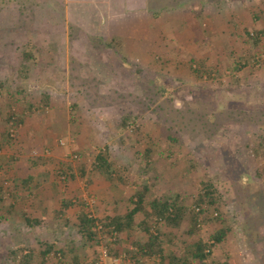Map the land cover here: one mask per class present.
<instances>
[{"label":"rangeland","instance_id":"obj_1","mask_svg":"<svg viewBox=\"0 0 264 264\" xmlns=\"http://www.w3.org/2000/svg\"><path fill=\"white\" fill-rule=\"evenodd\" d=\"M11 1L0 0V6L9 7ZM52 4L37 8L35 17L26 11L14 23L11 16L0 14V84L4 86L0 89V164L4 167L0 168V264H21L24 254L44 250L45 240L53 243L57 238L64 243L63 235L67 242L71 240L72 225L82 208L96 218L111 210L124 215L134 207V194L147 191V195L151 190L148 207L154 199L180 196L185 209L197 212L195 200L208 184L217 187L220 207L209 206L212 215L209 219L201 215L197 230L191 214L178 227L157 223L151 215L152 233L162 232L166 247L182 254L185 243L212 244L211 235L224 228L226 240L213 247L205 264H264V146L260 139L264 137V99L254 89L264 83V59L253 62L264 55V0L198 2L184 6L183 17L169 9L146 12L151 22L145 19L142 27L131 23L136 34L142 33L137 35L146 34L151 23L157 51L127 53L124 49L132 50L136 44L116 33L114 47H104L117 52L114 59L107 52L76 54L75 47L92 46L89 32H82L67 18L58 24L64 16L59 18V9ZM99 10L103 9L91 8L89 21L81 20L91 35L103 25L92 16ZM13 26L18 30L7 32ZM35 46L45 50L36 51ZM92 58L99 60V66L89 64ZM239 58L243 72L234 70ZM242 77L250 85L237 89L250 93L228 91ZM156 86H162L163 92ZM10 110L22 121L12 143L5 138ZM124 117H129L125 126ZM104 149L112 154V180L93 168L97 153ZM40 157L47 161L33 167L32 159ZM17 159L25 167L28 164L30 174L43 184L27 185L23 192L19 186L17 192L13 169ZM47 166L51 176L43 180ZM60 169L71 174L69 181L61 179ZM63 194L72 200L74 212L69 213V208L63 216L53 214V208L63 210ZM86 200L95 202L88 206ZM40 216L42 223H48L26 228L24 218ZM144 216L140 213L136 219L142 221ZM134 236L147 237L139 228ZM80 241L83 264H99L102 247L114 243L107 235L101 245L84 243L83 249ZM121 254L126 253L110 254L103 264L109 260L113 264L112 259ZM60 257L48 255L50 264ZM129 258L126 254L120 264ZM151 264L158 263L152 260Z\"/></svg>","mask_w":264,"mask_h":264},{"label":"trees","instance_id":"obj_2","mask_svg":"<svg viewBox=\"0 0 264 264\" xmlns=\"http://www.w3.org/2000/svg\"><path fill=\"white\" fill-rule=\"evenodd\" d=\"M216 2L217 0H172L171 5L162 3L161 0H125V14H132V13H138V12H150V11H156L158 10H165L169 9L172 14H179V11H183L184 6L188 5H193L197 4L198 2ZM41 2V3H40ZM49 2H52L56 4V7L58 8L60 4L64 3L63 0H44V2L39 1V0H12L10 2L9 7H5L4 5L0 6V14L2 13L3 15H8L7 17L11 16L10 18L11 23H14L13 20L18 21L21 20V17L24 15L26 11L31 13L33 17L37 16L38 10L37 8L41 7L43 9L44 4L46 3L49 4ZM51 4V3H50ZM54 4V5H55ZM63 6V5H62ZM40 8V9H41ZM155 8V9H152ZM31 11V12H30ZM37 11V12H36ZM155 14H160V13H155ZM35 15V16H34ZM39 15V14H38ZM2 16V15H1ZM158 19V16H157ZM137 21V19H136ZM138 23V22H135ZM146 22L142 21V25ZM85 24V23H84ZM80 30L83 32L86 29L82 27L83 24H78ZM16 26V25H15ZM13 26V29L8 28L7 32L11 31H17L18 27ZM117 29L115 28V33H120L123 34V40L125 41L124 38L129 39L132 38L131 36L136 34L135 31V24H132L131 22L126 23L124 25L118 24L116 26ZM152 27V26H150ZM149 26L147 27V29ZM138 32V31H137ZM137 34H142V33H137ZM250 32L245 30V35L249 36ZM116 35V34H115ZM115 35H112L111 38L106 39L104 37H98V36H93V39L91 41L92 46L96 49H101L104 47H114L112 41L115 38ZM114 36V37H113ZM129 37V38H128ZM113 39V40H112ZM133 40V39H130ZM258 41V40H257ZM1 42V39H0ZM90 46V47H92ZM36 51H42L45 48L35 46L34 47ZM25 58H30L29 52L24 53ZM97 56V55H96ZM115 58V54H112V59ZM160 59L163 60V58L160 57ZM249 61V60H248ZM242 60L239 58V61L235 60V69L237 71H242V67L244 65L241 64ZM102 67L104 64H101ZM106 65V64H105ZM105 67V66H104ZM197 73H200L201 70H196ZM243 72V71H242ZM240 79V80H239ZM236 79V84L233 86V88L228 89V91L235 90L237 92H241L244 94H249V91L243 90V89H237L243 84L250 85V81L247 80L248 78L242 77ZM262 82V81H261ZM240 85V86H239ZM158 86H156L157 89ZM4 86L0 84V89H2ZM256 89V95L261 96V100L264 98V83L260 87H254ZM157 90L159 92H163V87L160 86ZM262 102V101H261ZM258 102V103H261ZM259 107L257 108V110ZM260 110V109H259ZM262 111V110H261ZM263 112V111H262ZM129 120V117H124V126L126 125L127 121ZM13 123V126L17 128L22 121L20 119H16V114L13 113L11 110L9 111L8 119H6V123L10 124ZM6 141L8 143H12L16 139L11 136V132L8 131L6 133ZM261 139V146H264V137H260ZM170 141L174 144H177V141L175 139H170ZM260 145V141L259 144ZM255 151H257L255 149ZM111 153L109 150L104 149L100 150L95 158V163L93 165V168L96 172L99 174L106 175V177L109 180H112V167H113V162L110 159L111 158ZM46 158H34L32 159V166L36 167L39 164H43L46 162ZM1 162V160H0ZM4 168L3 165L0 164V168ZM45 168V166H44ZM47 172H44L43 180H48L49 176H51V170L47 166ZM58 175L60 177L65 176L66 181L71 178V174L66 171L65 169H60L58 170ZM40 176V175H39ZM33 175H29L26 179H20L16 178V191L18 192L17 188L19 186H22L23 188H26V186H34L36 188L39 187V185L43 184L41 180H37ZM20 184V185H18ZM3 187V186H1ZM1 187H0V200H1ZM147 191H142V192H137L134 194L135 196L131 198V202L133 203L134 207L130 209L126 214L124 215H117L115 217H108L105 216L103 218H96V217H90L88 211H85L84 208H82V211L78 214V219L75 224L72 226L74 227V234L75 236H79L80 240H83L85 243H92V244H99L101 245V242L103 238H107V235L113 238L114 243H116L119 240L120 234L123 232H132L134 231L135 227V219L137 214L141 213L145 215V219L140 221V228L146 233L147 237L145 238L144 243L141 242L138 244V249H139V255H141L143 258L147 259L148 263L153 262L158 263V264H193L194 262L197 264L195 261L196 259L198 260H205L208 257L212 256V249L213 247L217 246L220 243H223L226 240V230L224 228L215 231L210 239L213 240V243H204L202 241L194 243H185L184 246V253L178 254L176 251L169 250L166 245H167V240L164 239V236L162 232H157V234H153L151 230V226L148 225V218L151 215H155L156 219H162L166 224L170 227H178L180 226L181 222L185 218L186 215H190L192 218V225L193 228L197 230V224L199 223V218L201 215H204L209 219L212 215V212L208 211L209 206H215V210H219V205L217 201V196L220 194L217 187L213 184H208L205 186V189L203 190V194H201L199 197H197L196 201V206L200 208V212H195V211H190L189 209H185L184 203L180 204V196H176L175 198L171 197H166L165 199H154L149 203V207L151 208V212H145L146 210V205L147 200L145 198ZM63 198H61V204L63 210H59L57 214L63 215L65 211H67L71 206H73L72 200L69 198L68 195L63 194ZM136 199V200H135ZM84 206V205H83ZM14 208V207H12ZM147 211V210H146ZM64 212V213H63ZM210 214V215H209ZM58 215V216H59ZM219 214L216 215L218 217ZM222 218V217H219ZM217 218V219H219ZM25 226L26 228L28 227L29 229H34L35 226H37L40 223V220L35 219V218H24ZM65 224L68 225L69 220H65ZM97 225H101V230H96ZM138 225V224H137ZM116 233V234H114ZM74 241V240H73ZM69 245L67 248L69 249ZM110 249V254H113L111 247ZM209 250V252H206ZM72 251V250H71ZM35 251L24 254V257L22 259L21 264H31L33 261L37 262L40 261V264H50V260L48 259V255L54 254L58 256L60 254V258H56L55 262H52L51 264H83L84 259H79L77 257L70 259L69 255L67 254V249L64 247H57L55 244L50 245V243H47L45 246L44 250L38 252L36 255L34 254ZM17 254V253H16ZM12 253V255H16ZM14 258V257H13ZM193 258V259H191ZM14 259H11V261H14ZM204 262V261H203ZM194 263V264H195ZM205 264V262L203 263ZM221 264H228L227 262H223Z\"/></svg>","mask_w":264,"mask_h":264},{"label":"crops","instance_id":"obj_3","mask_svg":"<svg viewBox=\"0 0 264 264\" xmlns=\"http://www.w3.org/2000/svg\"><path fill=\"white\" fill-rule=\"evenodd\" d=\"M63 1H64V3L58 5L59 6L58 8L56 7L55 2L52 4L55 8L59 9V18L61 16V14H62V16H64V18L61 17L60 19H58L59 20L58 24H60L65 18H67L68 21H71L73 24L75 23L76 24L75 26H79L78 24H81V20L84 19V20H86V22L89 21V17H90L89 12L91 13V8L95 7V8H102L103 9L102 11L99 10L96 14L94 12L92 14V16L96 17V20H99L100 23L103 24L101 27L102 30H101V28H99L98 33L92 31V35H91L90 29L86 28V30H85V31L89 32L88 37L91 40L93 39V36H95V35L96 36L99 35L100 38L101 37H104L106 39L111 38L112 35L116 34L115 28L117 29L116 26H118V24L124 25L126 23L132 22V20H133V23L138 22V25H141V27H142V20H143V22H146L147 20L149 22H151V20H149L148 17L146 16V12L125 14L124 13V9L126 7L125 0H63ZM179 12L180 13L178 15H180V17H183L185 10L179 11ZM143 16L145 18H143ZM136 19H137V21H136ZM145 19H146V21H145ZM149 22H148V24L151 26V23H149ZM64 23H66V22H64ZM150 26L147 29V31H145V33L147 32L146 34H144V35L134 34L131 36L132 38L128 37L129 38L128 41L130 39H133L131 41H133L136 45H134V49H132V50H130L129 46H128V48H125V49L123 48L124 51L127 53H129L131 51L133 54L138 53L140 55L142 53H145L146 55H151V54H153V52H156L157 51V37H156V35L154 38L152 37V33L150 32V30H151ZM64 27H65V25H64ZM91 29H92V27H91ZM134 32H136V31H134ZM117 35L118 34H116L115 36H117ZM122 36H123V34H122ZM122 36H120V37L123 38L124 36L123 37ZM131 41H129V42H131ZM56 49H55V51H58V48H56ZM75 49H76L75 50L76 54L80 53V54L97 55V56L104 54L105 52H107L108 54H117V52L115 53L114 49H108V50L107 49L105 50V48L96 49L93 46L90 47L87 45L83 46L82 48L75 47ZM51 51L54 52V50H51ZM55 54H59V52H56ZM89 64H91V66H95V65L99 66L100 62L98 59L95 58V60H94L92 58L90 60ZM13 165H14L13 169L15 170V173H17V175L15 176L16 178L26 179L29 175H31L30 174L31 173L30 166H28V164H27L25 167L23 160L18 161V159H17ZM70 179L71 178H69V180ZM21 192H23V187H22ZM150 193H151V190L148 191V194L145 196V198L152 199V197H150ZM145 207L147 210V211L145 210V212H151L150 207H148V206H145ZM70 209L71 210H69L68 212L73 213L74 210L72 208H70ZM52 211L54 212L53 214H57L59 209L53 208ZM139 214H137L136 218H138ZM119 215H123V213H121ZM142 215L144 216V214H142ZM61 216H63V215H61ZM106 216L115 217V216H117V214L115 215L113 213V211L111 210V212L106 213ZM37 219L40 220L39 224L45 225L46 223H48L47 220L43 221V223H42L41 222V216H40V218L38 217ZM144 219H145V216H144ZM135 221H136L135 222L136 225L134 227L135 228L134 231L123 232L122 234H120L119 240L116 243H112V246H111L112 252H114V253L116 252L118 254H119V252H125L127 255H129L131 258H129L128 263H125V264H151V263H148L147 259L143 258L138 253L139 252L138 244L141 242L144 243L145 238H136L135 236L131 237V236H133V234H136L138 228H139V231H142V229L140 228V224H141L140 220L135 219ZM76 222H77V220L74 221V224ZM41 230H45V229H41ZM70 235H71L70 239L71 240L73 239L74 241L69 240L67 242L66 241V239H67L66 235L65 236L63 235L65 242L62 243L61 240H57V238H54L55 236H57V234H56L53 237L54 238L53 243L50 240H45L43 243L45 245L47 243H50V245L55 244L57 247L58 246L59 247L65 246V248L67 249V254L69 255L70 259H72V260L75 257H77L79 259H84L85 256H84L83 252L81 251V254L78 253V250H79L78 246L80 245V244H78L79 237L74 238L72 233H70ZM39 236H41V235H39ZM37 238H39L38 235H37ZM28 239H30V238H28ZM40 239L44 240V238H40ZM25 241H26V239H25ZM27 241H29V240H27ZM80 242L82 243L81 247L83 249H85L83 247V244L85 242L83 240H81ZM68 245L70 246L69 249L67 248ZM108 264H111L110 260L108 261Z\"/></svg>","mask_w":264,"mask_h":264},{"label":"built area","instance_id":"obj_4","mask_svg":"<svg viewBox=\"0 0 264 264\" xmlns=\"http://www.w3.org/2000/svg\"><path fill=\"white\" fill-rule=\"evenodd\" d=\"M262 59H264V55H260V56H257L253 62H258V61H261ZM10 132H11V136H15L14 132H15V127L13 126V123L11 122L10 124ZM77 158V156H75V159ZM61 179L65 182L66 181V177L63 176L61 177ZM87 202V205L88 206H91L94 204V200L93 201H90L88 202V200H86ZM197 212H200V208H196ZM217 215V213H216ZM90 217H94L93 214H89ZM157 223H162L164 222L162 219H157L156 220ZM98 227H96V230H101V225H97ZM155 228V227H154ZM154 231V230H153ZM116 234V233H114ZM113 237V236H112ZM206 252H209V250H207ZM110 257V252H109V248H107L106 246H103L102 249H101V256H100V261H99V264H103V261L104 259L106 258H109ZM126 257V254H121L119 257H115L112 259V262L113 264H120L121 261H123V259Z\"/></svg>","mask_w":264,"mask_h":264}]
</instances>
